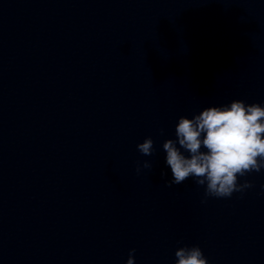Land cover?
I'll use <instances>...</instances> for the list:
<instances>
[{
    "label": "clouds",
    "instance_id": "obj_1",
    "mask_svg": "<svg viewBox=\"0 0 264 264\" xmlns=\"http://www.w3.org/2000/svg\"><path fill=\"white\" fill-rule=\"evenodd\" d=\"M175 137L162 145L172 174L168 186L191 177L204 187L205 198H230L234 192L253 187L247 180L239 183L238 177L264 169V106L259 103L233 100L228 105L206 107L192 118L181 116ZM137 150L151 156L152 138H145ZM144 167L151 164L145 161ZM175 257V264H208L199 246L180 247ZM126 264H135V249L129 251Z\"/></svg>",
    "mask_w": 264,
    "mask_h": 264
}]
</instances>
